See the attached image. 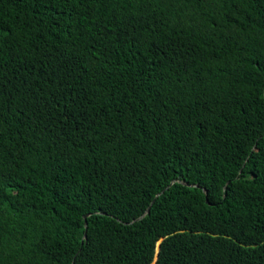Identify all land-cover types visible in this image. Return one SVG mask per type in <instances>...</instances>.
Listing matches in <instances>:
<instances>
[{"label": "trees", "instance_id": "16d2710c", "mask_svg": "<svg viewBox=\"0 0 264 264\" xmlns=\"http://www.w3.org/2000/svg\"><path fill=\"white\" fill-rule=\"evenodd\" d=\"M153 261L264 264V0H0V264Z\"/></svg>", "mask_w": 264, "mask_h": 264}, {"label": "water", "instance_id": "95a60500", "mask_svg": "<svg viewBox=\"0 0 264 264\" xmlns=\"http://www.w3.org/2000/svg\"><path fill=\"white\" fill-rule=\"evenodd\" d=\"M148 209H149V207L146 209V211H148ZM89 213H87V214H85L84 216H87ZM144 214H142L141 216H139V217H142ZM138 217V218H139ZM86 234L84 233V236H85ZM159 245H160V240L157 242V246H156V254H155V259H156V257H157V255H158V249H159ZM155 261V260H154ZM154 261H153V263L152 264H154Z\"/></svg>", "mask_w": 264, "mask_h": 264}]
</instances>
